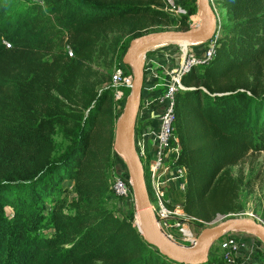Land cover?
<instances>
[{
  "label": "trees",
  "instance_id": "obj_1",
  "mask_svg": "<svg viewBox=\"0 0 264 264\" xmlns=\"http://www.w3.org/2000/svg\"><path fill=\"white\" fill-rule=\"evenodd\" d=\"M210 1L215 53L183 76L175 99L178 162L187 170L183 209L201 230L219 213L244 208L242 179L229 167L264 151V0ZM164 21L163 0H0V108L20 113L28 126L13 125L3 139L10 153L25 150L18 172L0 179V264H28L43 247L51 250L45 264H182L148 243L117 207L112 170H129L123 157L113 163L112 115L99 123L111 91L98 96L90 76L99 83L108 75L87 65L110 67L120 40L126 52ZM75 97L87 114L64 101ZM56 126L71 141L57 158ZM205 264L226 263L209 255Z\"/></svg>",
  "mask_w": 264,
  "mask_h": 264
},
{
  "label": "built area",
  "instance_id": "obj_2",
  "mask_svg": "<svg viewBox=\"0 0 264 264\" xmlns=\"http://www.w3.org/2000/svg\"><path fill=\"white\" fill-rule=\"evenodd\" d=\"M168 13L180 10L178 0H163ZM10 44H8L9 46ZM188 50V49H187ZM184 51L176 56L172 50L165 51L164 62L160 66L145 63V76L141 105L135 128V147L138 160L145 169L148 189L151 191V202L162 229L179 228L186 239L194 235L188 224L191 221L184 210L169 193L173 185L180 190L186 189L187 170L178 162L181 154V142L176 133V93L184 89L183 76L194 65L207 63L215 53V38L201 51ZM201 52V53H199ZM68 53L73 51L68 47ZM133 75L125 72L123 66L115 68L112 75L113 86L119 88L132 86ZM110 189L119 198V202L135 201L132 177L128 171L113 168L110 178ZM149 191V192H150ZM122 208V205H121ZM139 216L132 217L134 225L139 224ZM192 232V237L187 236ZM246 243L235 234L225 235L219 249L225 254L226 264H235L236 257ZM247 253L252 250L245 249Z\"/></svg>",
  "mask_w": 264,
  "mask_h": 264
},
{
  "label": "rangeland",
  "instance_id": "obj_3",
  "mask_svg": "<svg viewBox=\"0 0 264 264\" xmlns=\"http://www.w3.org/2000/svg\"><path fill=\"white\" fill-rule=\"evenodd\" d=\"M178 1H179L180 10L178 12L169 13V21L150 24V26H148L147 28H153V29L161 28L163 30H170V29L187 30L190 28H197L201 23V11L198 6V0H178ZM3 42L5 43L7 42V46H8L9 44L8 40L3 39ZM209 43L210 41L193 42L190 44L176 42V43H171V48L169 50H172L176 56H178L177 54H180L182 56L184 54V51H186L187 49H188L187 51H193V50L201 51L199 49L200 48L203 49L207 47ZM124 46H125V38L120 40L119 45L116 47V49L112 52V54L110 53L109 55V59L111 63L110 67H107L105 65L99 66L98 63H93V64L87 63V65L91 66L93 70H98L101 76L105 74L108 75V78L97 83V77H95V75L92 74L90 76V81L92 80L93 81L92 84L94 83V85H96L95 91L98 93V96L101 95L103 91L107 89L111 91L110 103L108 102L103 106L102 113L99 118V123L102 120V118L105 119L104 117L107 114L110 113L112 115V121H113L112 125L114 126V139H115L118 119L125 109L126 102L130 94H128V90H126L127 87L120 86L119 88H117L113 86L112 75L115 68L120 65L124 67L126 73L133 75L132 66L124 62L123 60L124 54L126 53L125 51H123L125 50ZM69 56L71 57L70 54ZM64 101L67 104L78 107V109L84 111L86 114L90 109L89 106H85L84 104H81L84 103V100L81 97H75L73 101L66 98L64 99ZM26 124H27L26 122L23 123V119L21 118L20 113H15L13 109L0 108V130L3 128L2 131H0L2 132V134H0V179H3L4 177L7 176H11L12 174L18 172V170L21 168L20 166L21 157H23L25 150V148H23L22 150H17V148L14 147L12 152L10 153L9 148H7L5 144L6 141L3 139H6L9 136V134L13 132L12 131L13 125L21 126V129L28 131V126H26ZM72 127H73V122L71 121L68 122L67 130H70ZM66 135H67L66 130L64 128L60 126H56V129L54 130V134H53L54 143L56 145V149L54 151V155L56 156V158L61 156L71 145V141L69 138L66 137ZM112 153H113L112 156H113L114 165L116 162L118 163L119 161H122V156L117 152L114 146V141H113ZM229 169L235 178L242 179V183L238 192H239V201L244 202L245 206L244 208H242L237 212H230L228 214L219 213L213 221L207 224V227L205 228L216 226L225 219L232 217H253L264 222V151L249 153L248 156H246L241 162H239L236 165L230 166ZM66 183L71 186L73 185V181H66ZM72 196L74 195L71 194L70 197ZM126 204L128 206L129 214L131 215V217H135L136 214H138L139 216L136 202L133 201L132 199L130 203L119 202L117 207L121 209V205L126 206ZM4 213L6 215H11L12 209L6 207L4 209ZM186 225L191 228L194 235L193 239H186L181 233L180 229L175 227L165 229L164 232L174 242L182 246L190 247L196 243L202 230L193 221H188V224ZM135 226L138 228L139 232L143 235L140 225H135ZM192 232L187 231V236L192 237ZM47 233L54 234V230L50 229L47 231ZM225 235L227 236L228 233ZM224 236L212 244L209 255L213 257L217 256L225 261V254L222 250L219 249L220 242L223 241ZM254 237H256V239L259 241L262 247L261 250L262 252H264L263 242L257 236L254 235ZM50 251L51 250L49 248L43 247L41 251L37 253L35 258L32 261H30L28 264H45L48 257L51 255Z\"/></svg>",
  "mask_w": 264,
  "mask_h": 264
},
{
  "label": "water",
  "instance_id": "obj_4",
  "mask_svg": "<svg viewBox=\"0 0 264 264\" xmlns=\"http://www.w3.org/2000/svg\"><path fill=\"white\" fill-rule=\"evenodd\" d=\"M198 6L201 11V23L197 28L155 31L131 41L123 57L124 62L133 68L131 93L118 119L114 139V146L124 158L132 177L144 238L163 255L182 264L207 263L212 244L230 231H248L264 244V222L253 217H232L216 226L204 228L196 243L190 247L171 240L159 224L146 183L145 169L136 155L135 128L143 93L145 55L149 50L165 44L176 42L190 44L214 40L218 31L216 11L210 0H198Z\"/></svg>",
  "mask_w": 264,
  "mask_h": 264
},
{
  "label": "crops",
  "instance_id": "obj_5",
  "mask_svg": "<svg viewBox=\"0 0 264 264\" xmlns=\"http://www.w3.org/2000/svg\"><path fill=\"white\" fill-rule=\"evenodd\" d=\"M171 48L170 44L161 45L149 50L145 55V63H152L155 66H160L164 62V54L165 51ZM184 190H180L177 188V185H173L169 189V193L174 199V201L179 204L181 207L180 210L183 209L184 205ZM123 208L121 210L125 213H129L128 206L122 205ZM229 234H235L241 241L246 243V247L241 249V252L236 257L235 264H264V252L261 250V245L259 241L254 237V235L248 231H230ZM245 249L252 250V253H247Z\"/></svg>",
  "mask_w": 264,
  "mask_h": 264
},
{
  "label": "bare ground",
  "instance_id": "obj_6",
  "mask_svg": "<svg viewBox=\"0 0 264 264\" xmlns=\"http://www.w3.org/2000/svg\"><path fill=\"white\" fill-rule=\"evenodd\" d=\"M186 44H188V42H185Z\"/></svg>",
  "mask_w": 264,
  "mask_h": 264
}]
</instances>
